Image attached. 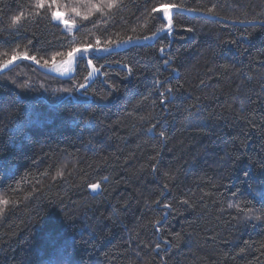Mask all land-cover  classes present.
I'll list each match as a JSON object with an SVG mask.
<instances>
[{
	"label": "trees",
	"instance_id": "1",
	"mask_svg": "<svg viewBox=\"0 0 264 264\" xmlns=\"http://www.w3.org/2000/svg\"><path fill=\"white\" fill-rule=\"evenodd\" d=\"M35 2L0 0V70L144 42L69 78L25 60L0 74V264H264V217L228 206L261 207L244 173L264 180V0H122L87 20L100 0ZM158 3L197 15L158 33Z\"/></svg>",
	"mask_w": 264,
	"mask_h": 264
},
{
	"label": "snow or ice",
	"instance_id": "2",
	"mask_svg": "<svg viewBox=\"0 0 264 264\" xmlns=\"http://www.w3.org/2000/svg\"><path fill=\"white\" fill-rule=\"evenodd\" d=\"M56 0H52V4H55ZM52 4H49V7H52ZM37 9H43L45 7V0H36L35 5H34ZM123 5H122V0H100L99 3L97 4H93L90 8V11L88 13V15H84L83 19L87 20L89 15H91L93 12H103V9H108V10H112L114 8H121L122 9ZM173 9H176L177 11H193V9L191 8H185V9H181L180 7H178V5L176 4H167V3H158L155 6L152 7L151 9V13L155 14V13H162V17H160V19L166 21V26H161L160 28L157 29L158 33H164L167 32L170 34L171 29L173 27ZM72 11L76 14V15H80V12L77 8L73 7ZM208 12L211 13L212 9L209 8ZM37 15H39V13H36ZM23 12H21L20 14L14 16L12 18V26L15 27L17 25H19L20 21L23 19ZM52 18L54 20L60 21L61 23H63L65 25V28L67 31H71L74 27H75V22L73 21L72 23L69 22L68 19H65L63 15H61L58 11H53L52 12ZM156 17L153 16V19H155ZM188 31H192L191 28L187 29ZM155 35V34H154ZM154 38V37H153ZM29 43H31V41H29ZM97 45H99V40H97ZM92 50V45L89 44L87 46H77V47H71L70 50L67 52V57L68 60L66 61V63H71L73 58H77L79 61H83L85 59V56L87 54L90 53V51ZM96 51H109V49L104 48H97ZM160 51L163 53L164 49L161 48ZM79 53V57H77V54ZM57 55H60V53H57ZM19 59H29V56L27 53H25L23 55V57L20 56L19 53L13 52L12 56L10 59H7L3 62L2 67L4 69H7L10 65L13 64L14 61L19 60ZM55 59V56L53 57V60ZM31 60L36 61V57L32 56ZM38 62V61H36ZM45 65L48 63L47 61L44 62ZM88 65L91 66L92 61L91 59H88L87 61ZM165 63H167V61H165ZM65 71H67V69H65ZM81 88L85 87L83 84L80 85ZM169 91H171V89H169ZM163 135V133H161ZM262 164H264V162H262ZM244 175L246 177H249V181H248V195L251 197L252 200H255L256 203L260 204V208H255L254 205L252 206H248L251 204V201H245V207H241L240 203H235L232 204L230 203L228 206L229 208H236L237 211L239 213H243L244 218L246 219H250V218H255L257 220L261 219V216L264 215V180H262L258 185H254L253 181L255 179V177L250 174L249 172H245ZM90 189L93 192H96L99 188L100 185L98 183H92L89 185ZM165 187H167L165 185ZM9 203L8 200L5 199H0V205L6 206ZM182 203H187V201H182ZM165 208H169L170 205L169 204H164ZM4 212V207H0V215H2ZM260 213V215H256V213ZM159 223V222H157ZM157 247H159V245H157Z\"/></svg>",
	"mask_w": 264,
	"mask_h": 264
},
{
	"label": "water",
	"instance_id": "3",
	"mask_svg": "<svg viewBox=\"0 0 264 264\" xmlns=\"http://www.w3.org/2000/svg\"><path fill=\"white\" fill-rule=\"evenodd\" d=\"M174 12H186V13H189L191 15H197V13L188 12V11H185V10L177 11L176 9H173V14H174ZM155 38L156 37L154 36V38L152 37L149 40H154ZM142 42H144V41H132V42L124 43V44L120 45L117 48H107V49H109V51H106V52L105 51H99L98 52V51H96L97 48L96 49L92 48L91 51L96 52V53H112V52H116L118 50H122V49L127 48V47L132 46V45L140 44ZM101 49H104V48H101ZM23 60H25V59H19V60L14 61L13 64L10 65L7 69L2 68L0 70V74L12 69L16 64H18L20 61H23ZM25 61H29V62L33 63L35 66H37L39 69H41L45 73L52 74V75L60 77V78H69V77H71L74 74L75 68H76V61H75L74 68L70 71V74L69 75H63V74H60V73H56L52 68L40 66L36 62H34L33 60L27 59ZM91 69H92V79L91 80L93 81L96 78V76L98 75V70L94 67L93 63L91 64Z\"/></svg>",
	"mask_w": 264,
	"mask_h": 264
},
{
	"label": "rangeland",
	"instance_id": "4",
	"mask_svg": "<svg viewBox=\"0 0 264 264\" xmlns=\"http://www.w3.org/2000/svg\"><path fill=\"white\" fill-rule=\"evenodd\" d=\"M67 6V5H66ZM66 6H64V9L63 10H56V11H58L61 15H63L64 16V18L65 19H68L69 20V22L70 23H72L73 21L71 20L72 19V17L73 16H76V14L72 11V8H70L69 9V13H70V15L67 13V11H66V9H67V7ZM78 16V15H77ZM76 16V17H77ZM70 17V18H69ZM57 23H61L60 21H57V20H55ZM64 27H65V25L63 24V23H61ZM76 27H77V25H76V23H75V27L71 30V31H73V30H75L76 29ZM92 51H90V53H91ZM89 53V54H90ZM89 54H87V55H89ZM86 55V56H87ZM85 56V57H86ZM77 57H79V53L77 54ZM68 60V57L66 58V59H64V60H62V61H58V62H56V63H54L51 67H49V68H52L53 70H55V72L56 73H60V74H63V75H69L70 74V71L74 68V66L72 65V69L70 70V66H69V63H66V61ZM76 60H77V58H76ZM74 65H75V63H74ZM65 69H67V71H65ZM66 73V74H65ZM100 190V188L96 191V192H98ZM256 215H260V214H258V213H256ZM263 217L264 216H262L261 217V219H263ZM250 219H252V218H250ZM261 219H259V220H261ZM256 221H258L257 219H256Z\"/></svg>",
	"mask_w": 264,
	"mask_h": 264
},
{
	"label": "bare ground",
	"instance_id": "5",
	"mask_svg": "<svg viewBox=\"0 0 264 264\" xmlns=\"http://www.w3.org/2000/svg\"><path fill=\"white\" fill-rule=\"evenodd\" d=\"M75 61H76V58H73V60H72V62L69 64V68H70V70L72 69V65L74 66V63H75ZM55 71V70H54ZM66 74V73H65Z\"/></svg>",
	"mask_w": 264,
	"mask_h": 264
}]
</instances>
